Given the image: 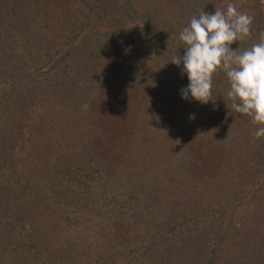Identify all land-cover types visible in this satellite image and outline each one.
Wrapping results in <instances>:
<instances>
[{"label": "trees", "instance_id": "trees-1", "mask_svg": "<svg viewBox=\"0 0 264 264\" xmlns=\"http://www.w3.org/2000/svg\"><path fill=\"white\" fill-rule=\"evenodd\" d=\"M229 2L243 51L264 0H0V264H264V137L171 63Z\"/></svg>", "mask_w": 264, "mask_h": 264}, {"label": "clouds", "instance_id": "clouds-1", "mask_svg": "<svg viewBox=\"0 0 264 264\" xmlns=\"http://www.w3.org/2000/svg\"><path fill=\"white\" fill-rule=\"evenodd\" d=\"M253 19L231 2L226 10L202 11L181 31L184 54L171 63L187 76L188 84L180 95L188 102L212 101L213 77L222 71L229 85L226 96L231 103L227 108L249 117L257 125L254 137L260 139L264 137V33L250 48L240 51L232 47L251 36Z\"/></svg>", "mask_w": 264, "mask_h": 264}, {"label": "rangeland", "instance_id": "rangeland-1", "mask_svg": "<svg viewBox=\"0 0 264 264\" xmlns=\"http://www.w3.org/2000/svg\"><path fill=\"white\" fill-rule=\"evenodd\" d=\"M101 28V27H100ZM100 28H98V29H100ZM178 54H179V56L181 55H183L184 54V50L183 49H181L180 51H178L177 52ZM198 149H194V152H193V155H194V158H195V156L197 157V158H199L200 156H201V158H202V156H204L205 155V160H204V163H205V166L207 165V162H208V160H211V156H216V154H215V152H210L209 151V147H207L206 146V144L204 145V146H199V147H197ZM206 149V150H205ZM199 160V159H198ZM201 160V159H200ZM212 161V163L213 164H215V162L216 161H214V160H211ZM219 163H221V164H226L227 162L225 161V160H223V159H221V161L219 162ZM219 163H218V165H219ZM248 175V173H245L244 174V176L246 177ZM245 177H243L242 179H245ZM215 180H217V179H214L213 181H212V183H214V184H216V182H215ZM249 184H250V182H249ZM245 185H244V183H243V185H242V187H241V189H239V192L240 193H238L239 194V197L237 196V199L239 198V199H242L243 198V195H245V193H246V189H245V187H244ZM60 242H64L63 240H62V238L61 239H58Z\"/></svg>", "mask_w": 264, "mask_h": 264}]
</instances>
